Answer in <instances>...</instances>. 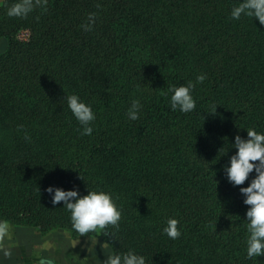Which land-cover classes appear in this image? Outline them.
Returning <instances> with one entry per match:
<instances>
[{
    "label": "trees",
    "instance_id": "trees-1",
    "mask_svg": "<svg viewBox=\"0 0 264 264\" xmlns=\"http://www.w3.org/2000/svg\"><path fill=\"white\" fill-rule=\"evenodd\" d=\"M93 1L0 6V227L264 264V0Z\"/></svg>",
    "mask_w": 264,
    "mask_h": 264
},
{
    "label": "crops",
    "instance_id": "crops-1",
    "mask_svg": "<svg viewBox=\"0 0 264 264\" xmlns=\"http://www.w3.org/2000/svg\"><path fill=\"white\" fill-rule=\"evenodd\" d=\"M99 235L76 237L63 229L44 233L7 222L0 227V264H109V246Z\"/></svg>",
    "mask_w": 264,
    "mask_h": 264
},
{
    "label": "rangeland",
    "instance_id": "rangeland-1",
    "mask_svg": "<svg viewBox=\"0 0 264 264\" xmlns=\"http://www.w3.org/2000/svg\"><path fill=\"white\" fill-rule=\"evenodd\" d=\"M4 2H5V0H0V6L3 5ZM93 2H94V6H96V5L101 6V4L99 3V0H94ZM32 35H33V32L29 27L21 28L16 33V39L19 41H22V42H28ZM7 41L8 40L4 39V38L0 39V53L4 52L7 49V47H8ZM13 223H15V222H13ZM19 225H21V224H19ZM22 226H23V224H22ZM24 226L29 227L25 224H24ZM29 228H31V230H38V231H43V232H48V231L53 230V229H63V230L70 232L73 236L75 235L76 237L94 236V235L100 234L99 236H101L104 241H105V236H106L105 235V229L99 225L95 228L94 234H92V235H89L86 233L85 234H81V233H75L74 234L70 228L59 227V226L49 227V226L39 225L37 227H35V226L31 227L30 226ZM108 246H109L108 248L110 249V252L112 253V251H111L112 249H111L110 245H108ZM111 261H112V258H111Z\"/></svg>",
    "mask_w": 264,
    "mask_h": 264
}]
</instances>
